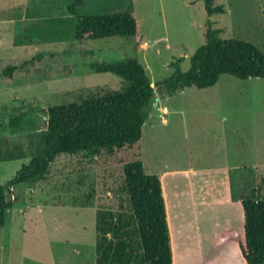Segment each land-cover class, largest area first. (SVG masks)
Returning a JSON list of instances; mask_svg holds the SVG:
<instances>
[{"label": "rangeland", "instance_id": "374dc122", "mask_svg": "<svg viewBox=\"0 0 264 264\" xmlns=\"http://www.w3.org/2000/svg\"><path fill=\"white\" fill-rule=\"evenodd\" d=\"M71 2L0 0V72L40 57L12 78H0V138L25 148L38 139V131L28 126L17 134L8 128L22 106L37 107L36 125L44 128L49 107L122 87L121 78L96 73L83 61L134 58L156 85L174 73L172 64L180 58L182 71L190 69L191 57L205 44L209 21L220 39L251 43L264 53V0H218L225 13L211 17L200 0H85L79 8L80 15L134 12L141 22L137 35L147 40L141 48L136 37L78 42L68 13ZM156 95L168 113L154 105L138 144L111 154L61 155L35 188L14 190L16 203L0 227V264H96L97 211H118L125 197L124 165L138 159L147 175L164 182L168 228L180 264L191 258L199 259L195 264H245L220 239L226 230L244 234L237 199H264V80L223 75L212 88H189L173 96L156 88ZM29 163L30 158L0 162V186ZM169 171L178 174L165 175ZM230 178L236 199L231 201ZM195 213L196 225L184 222ZM195 231L206 237L190 253L188 235Z\"/></svg>", "mask_w": 264, "mask_h": 264}, {"label": "trees", "instance_id": "16d2710c", "mask_svg": "<svg viewBox=\"0 0 264 264\" xmlns=\"http://www.w3.org/2000/svg\"><path fill=\"white\" fill-rule=\"evenodd\" d=\"M200 1L209 17L225 13V8L216 4L217 0ZM84 3L85 0H72L68 6L78 42L136 37V45L141 48L145 38L137 35L141 22L134 12L80 15L79 8ZM37 58L40 59L38 56L25 61L21 67L8 65L0 72V78H12L18 69ZM183 61L184 58L176 60L172 64L174 73L156 85L137 59L92 62L90 68L96 73L121 78L122 87L49 107L45 111L44 128L36 125L38 108L22 106L23 111L9 119L8 128L17 134L28 126L31 131H38V139L25 148L21 143L0 138V162L30 158V163L11 181L0 186V227L5 226L7 212L16 203L14 190L20 185L35 188L46 179L59 156L111 154L138 144L154 108L156 88L173 96L189 88H212L223 75L240 80H264V53L251 43L220 39V31L211 21L205 33V44L191 57L187 72L181 69ZM122 190L125 197L117 212L106 208L97 211L96 264H173L160 178L147 175L143 162L134 160L124 165ZM240 205L244 234L237 242L242 258L246 264H264V199L243 198Z\"/></svg>", "mask_w": 264, "mask_h": 264}, {"label": "crops", "instance_id": "0c3cea01", "mask_svg": "<svg viewBox=\"0 0 264 264\" xmlns=\"http://www.w3.org/2000/svg\"><path fill=\"white\" fill-rule=\"evenodd\" d=\"M218 1V0H217ZM217 3V2H216ZM145 44H147V40L145 39V42L142 44V45H145ZM141 45V46H142ZM20 46H24V45H20ZM80 54V53H79ZM70 56L69 57H71V58H73V57H75V56H77V55H74V54H69ZM79 56H82L81 54L79 55ZM80 58H83V57H80ZM102 61V60H101ZM68 62H69V59H68ZM70 63H73V59L72 60H70ZM84 66L83 67H90L89 66V64H91V63H86L85 61H83V63H82ZM162 108H165L166 109V114L168 113V109H167V107L166 106H164V105H162L161 106ZM161 110V109H160ZM162 112H163V110H161ZM164 114V113H163ZM232 168V167H231ZM226 169V168H225ZM229 170V169H228ZM178 174V171H169V172H166L165 173V175H177ZM228 175L231 177L232 176V169H230L229 170V172H228ZM161 180V183H162V190H163V197H164V201H165V207H166V214H167V221H168V223H169V221H170V205H169V202L167 201V198H166V196H167V192H166V190H165V187H164V182H163V180L162 179H160ZM238 183V182H237ZM241 183V186L245 183V180H244V182H243V180L240 182ZM231 185H232V187H234V183L231 181V178H230V189H231V193H230V201L233 199V200H236V199H234V197H233V188L231 187ZM235 185H239V184H236L235 183ZM242 187H244V185L242 186ZM242 191V190H241ZM240 200L241 199H237L236 200V202H238L239 203V205H240ZM241 206V205H240ZM242 209V208H241ZM197 218V216H196V213H195V215L193 216V219L192 218H189V219H185V223H189V222H192L193 220H194V223H195V225L197 224V222H198V219H196ZM183 220V219H182ZM197 230V229H196ZM230 230H232V228L230 229ZM234 230V229H233ZM235 231V230H234ZM224 233H226V234H224L222 237H221V239H220V241L222 242V244H225V243H227V246L229 247V249L231 250V252H234V254L238 251V253H236V254H241V252H240V250H239V246H238V242H237V238L239 237V236H235V234H233V233H228V230H226ZM227 234H231V236H227ZM190 235V234H189ZM188 235V237H191V247L190 248H188V251L190 250V253H192L193 251H196V250H199V248H200V240L201 239H203V237H206V236H202V235H200L197 231H195V234L194 235H192V233H191V236H189ZM169 236H170V243H171V248H172V253H173V264H176V262H177V256H178V264H180V261H181V257H180V254L178 253H176V251H175V244H174V239L172 238V234H171V232H170V230H169ZM205 239V238H204ZM231 240H234V242L233 243H231ZM235 243L237 244V247H235ZM234 244V245H233ZM196 249V250H195ZM234 250V251H233ZM235 250H237V251H235ZM240 252V253H239ZM241 257H242V255H241ZM197 259V261H199V259L198 258H196ZM196 259L195 260H193L192 258H191V260L189 261V264H195L196 263ZM243 259V258H242ZM238 261H240V259H239V257H238ZM244 261V260H243ZM245 262V261H244ZM246 264V263H245Z\"/></svg>", "mask_w": 264, "mask_h": 264}, {"label": "built area", "instance_id": "2783aa9c", "mask_svg": "<svg viewBox=\"0 0 264 264\" xmlns=\"http://www.w3.org/2000/svg\"><path fill=\"white\" fill-rule=\"evenodd\" d=\"M157 100H159V99L157 98L156 101H157ZM156 101H155L154 105H156L157 107L162 108L161 105H159V103L156 102ZM159 102H160V100H159ZM162 110L164 111V113H166V109H165V108H162Z\"/></svg>", "mask_w": 264, "mask_h": 264}]
</instances>
